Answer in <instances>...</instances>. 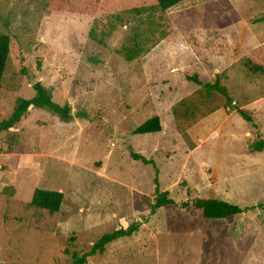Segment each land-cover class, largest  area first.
<instances>
[{
	"label": "rangeland",
	"instance_id": "1",
	"mask_svg": "<svg viewBox=\"0 0 264 264\" xmlns=\"http://www.w3.org/2000/svg\"><path fill=\"white\" fill-rule=\"evenodd\" d=\"M0 34L29 57L27 75L6 64L0 122L38 82L70 116L31 107L16 127L26 129L19 165L3 161L18 192L0 194V262L72 264L138 224L88 264H264V150L254 149L264 0H184L164 12L155 0H0ZM216 82L231 103L200 85ZM155 116L159 133L134 134ZM35 189L62 192L60 210L32 207ZM158 193L174 205L152 213ZM196 198L244 212L208 220Z\"/></svg>",
	"mask_w": 264,
	"mask_h": 264
},
{
	"label": "trees",
	"instance_id": "2",
	"mask_svg": "<svg viewBox=\"0 0 264 264\" xmlns=\"http://www.w3.org/2000/svg\"><path fill=\"white\" fill-rule=\"evenodd\" d=\"M182 1L184 0H155L157 7L163 12L173 8ZM130 54L131 55L128 56V60H132V56L136 53L130 52ZM9 58L12 59L19 73L27 75L29 57L23 51L17 36L12 34H0V89L2 88V78ZM191 79H193L195 82L197 81L196 78ZM200 85L204 86L208 90L216 91L217 93L221 94L226 98L228 103L232 102V98L229 95L227 89L221 86L218 82L214 84L205 83ZM33 88L35 90V95L30 99L18 100L17 105L10 117L0 122V133L9 131L14 126H16L30 107H47L65 120L70 118L69 109L56 104L52 99V92L48 88L44 87L40 82L36 83ZM240 113L247 121H252V118L244 111L240 110ZM160 131V120L155 116L137 127L134 130V134L144 135L150 133H159ZM254 149L257 151H263L264 141L257 142L254 145ZM134 158L140 159L147 164L150 163V161H147L137 155H134ZM63 199L64 195L62 192L35 189L30 205L38 209L46 210L50 214H54L60 210ZM169 205H174V201L168 197V193H158V196L151 207V212L154 213L157 209ZM192 206L201 212L203 218L208 220L226 219L232 216L240 215L244 212V210L238 206L231 205L227 202L217 199L196 198L192 201ZM138 229V224H131L126 229H119L111 233L104 234L92 245L88 252L81 255L73 254L72 264H88V257L104 252L106 246L112 242L131 237L138 231Z\"/></svg>",
	"mask_w": 264,
	"mask_h": 264
},
{
	"label": "crops",
	"instance_id": "3",
	"mask_svg": "<svg viewBox=\"0 0 264 264\" xmlns=\"http://www.w3.org/2000/svg\"><path fill=\"white\" fill-rule=\"evenodd\" d=\"M183 2V1H182ZM180 4V3H179ZM31 109V107L28 109V111ZM27 111V112H28ZM41 123V122H40ZM18 125H20V122L14 126L9 131H4L0 133V194L3 196L8 197H15L18 192V186L15 184V182H9L8 179H5V175L3 176L2 172L9 171L4 169L3 161H7L9 168H16V166L19 165V162L21 160V149L22 148V136L23 129H26L25 127L18 130ZM14 149V153L11 154V156H8L6 153L8 148ZM13 170L11 169L10 172ZM60 192V191H59Z\"/></svg>",
	"mask_w": 264,
	"mask_h": 264
},
{
	"label": "water",
	"instance_id": "4",
	"mask_svg": "<svg viewBox=\"0 0 264 264\" xmlns=\"http://www.w3.org/2000/svg\"><path fill=\"white\" fill-rule=\"evenodd\" d=\"M0 264H4V263L0 262Z\"/></svg>",
	"mask_w": 264,
	"mask_h": 264
}]
</instances>
